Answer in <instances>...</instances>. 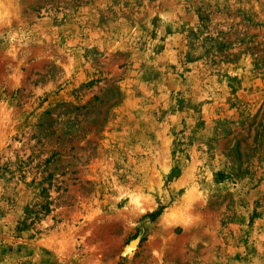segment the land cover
<instances>
[{"label":"rangeland","instance_id":"rangeland-1","mask_svg":"<svg viewBox=\"0 0 264 264\" xmlns=\"http://www.w3.org/2000/svg\"><path fill=\"white\" fill-rule=\"evenodd\" d=\"M0 264H264V0H0Z\"/></svg>","mask_w":264,"mask_h":264}]
</instances>
